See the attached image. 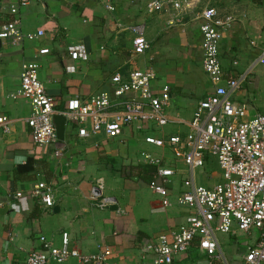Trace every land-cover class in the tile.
<instances>
[{
  "label": "crops",
  "instance_id": "1",
  "mask_svg": "<svg viewBox=\"0 0 264 264\" xmlns=\"http://www.w3.org/2000/svg\"><path fill=\"white\" fill-rule=\"evenodd\" d=\"M18 1L0 0V26L16 18L23 34L42 31L43 36L24 39L17 45L0 40V116L11 120L9 133L0 128V264H25L29 252L41 250L40 236L59 247L61 233L68 234L69 247L80 254L94 255L99 246H105L110 248V260L115 264H154V256L144 251V245L178 228L188 214L176 204L177 195L183 191L184 164L180 160L170 162L179 171L168 186L171 205L164 208L159 196L136 177L134 169L143 164L144 152L172 159L162 150L156 154L144 142L145 137H154L147 135L150 127L129 126L112 140L102 135L81 140L75 127L65 123L60 141L64 151L59 157L54 154L55 146L33 145L25 123L30 107L22 98L10 97L20 88L21 66L26 62L39 66L38 78L61 110L72 97L87 100L102 92L111 93L115 73L127 80L133 70L150 69L155 74L151 82L154 92L169 87L167 115L188 122L197 103L214 89L202 69L201 20L195 14L211 7L220 19L228 20L219 42V60L224 78H230L245 71L264 47V0H187L192 10L172 25L169 21L177 13L172 7L146 13L147 4L153 0H27L25 6H18L14 17L7 8ZM136 24L145 25L148 48L142 54H135L131 48L133 34L129 28ZM73 43L86 47L87 61L69 59L66 48ZM68 65L76 67L73 74L65 72ZM261 78L264 82V69H258L232 96L234 102L247 106L248 118L261 113ZM169 125L173 128L168 136L185 131L182 124ZM212 164L213 160L207 162L203 171ZM130 167L132 174L127 177L123 169ZM98 178L104 182V195L116 199L117 210H98L90 201V189ZM39 181L53 189L55 205L51 210H43L24 194ZM197 182L203 179L197 178ZM15 192L23 197L11 199ZM253 233L246 236L250 238ZM257 238L258 234L252 244L247 243L238 256L239 263ZM62 264L83 263L68 259ZM173 264L224 263L201 255L194 243Z\"/></svg>",
  "mask_w": 264,
  "mask_h": 264
},
{
  "label": "built area",
  "instance_id": "2",
  "mask_svg": "<svg viewBox=\"0 0 264 264\" xmlns=\"http://www.w3.org/2000/svg\"><path fill=\"white\" fill-rule=\"evenodd\" d=\"M132 3L134 0H124ZM27 0L8 6V12L16 17L18 6H25ZM172 7L177 13L169 24H176L180 17L192 10L187 0H153L146 6L151 15ZM112 10V7H107ZM201 20L202 69L213 85V92L199 101L188 122L167 115L170 102L169 87L164 86L154 92L151 82L155 74L150 69L133 70L124 80L120 73L111 78L113 91L102 92L87 100L70 98L64 109H58L56 102L46 93L44 84L38 78L36 63L26 62L21 66L20 88L17 95L29 107L25 123L30 130L31 141L38 147L55 146L54 154L59 157L64 145L57 138L53 116L61 115L65 123L74 126L81 140L102 135L106 139L118 138L125 128L138 124L147 128L149 123L158 127L168 124H182V135L144 138V142L162 150L172 159L154 157L142 153V163L154 166L156 172L148 188L159 196L164 208L169 207V188L178 174L170 162L180 160L185 166L182 178L183 191L177 195L176 204L184 207L188 214L176 229L162 233L144 245V251L154 256V264H173L175 258L186 253L192 244H197L199 253L211 260L226 263L220 250V235L235 234L237 231L258 234L254 246L248 248L239 264H264V114L247 117V106L237 104L232 96L248 80L256 66L264 67V47L245 71L234 77L224 78L219 60V42L228 20L218 17L214 8H204L195 14ZM133 34L131 48L135 54H142L148 44L144 38L145 25L130 26ZM43 32L26 35L20 30L15 18L0 26V40L17 45L24 39L42 37ZM72 62L88 60V51L81 43H73L66 48ZM74 65L65 67L67 74H73ZM11 120L0 116V128L9 133ZM215 159L221 171L222 182L205 187L197 182L195 172L203 169L207 162ZM168 160V161H167ZM169 164V165H168ZM104 182L98 178L90 189V201L98 210H106L116 205V199L104 195ZM43 210H51L55 205L53 189L45 181L35 183L26 193ZM23 197L15 192L10 198ZM1 204V203H0ZM40 251L29 252L25 264H62L68 259H76L83 264H115L110 260L111 250L99 246L94 255L80 254L69 247L67 233H61L59 247L40 236Z\"/></svg>",
  "mask_w": 264,
  "mask_h": 264
},
{
  "label": "rangeland",
  "instance_id": "3",
  "mask_svg": "<svg viewBox=\"0 0 264 264\" xmlns=\"http://www.w3.org/2000/svg\"><path fill=\"white\" fill-rule=\"evenodd\" d=\"M248 66H246V67H248ZM258 69H264V67L263 66H256L253 69L252 74L248 76V80L253 79V75L256 74V71ZM262 83H264L263 78L260 79L259 85H258V88L261 89V94H260L261 100L258 103L259 104V110L261 111V113H259V114H264V112H263L264 111V84H262ZM249 116L252 117L251 115H249ZM147 127L151 128L150 133L146 132V133H148L147 135H153L154 137H158V138H160L162 136L168 137V135H170L172 133L171 129L173 128L172 125H169V124L167 126H164V127H158L153 123H149L147 125ZM182 128H184V127H182ZM162 133H164V135H162ZM150 148L153 152H156V154H160L161 149L152 148L151 146H150ZM161 153H162V151H161ZM212 172L214 174L211 176ZM195 176L197 178L203 179V182H200L199 184H201L205 187H212L213 185L222 182L221 171L219 170L215 159H213V164H212L211 168L205 169V171H203V169H200V170L195 172ZM173 185H175V182ZM254 235L255 236L257 235L256 231H254L253 236H251L250 238L247 237L246 234L242 233V232L238 233L235 237H231L229 235H220L219 236L220 249H221L223 256L228 259V261H227V259L225 258L226 262L228 264H238L239 263V261H240L239 257L244 253L247 243L248 244L253 243L254 237H255ZM218 263H221V262H218Z\"/></svg>",
  "mask_w": 264,
  "mask_h": 264
},
{
  "label": "trees",
  "instance_id": "4",
  "mask_svg": "<svg viewBox=\"0 0 264 264\" xmlns=\"http://www.w3.org/2000/svg\"><path fill=\"white\" fill-rule=\"evenodd\" d=\"M134 169L136 171V177L141 179L145 183H147V185L151 181L154 173L156 172V168L154 166H150V165L148 166V165H143V164L142 165L141 164L136 165ZM121 171H122V169H121ZM123 171L125 172V174L127 172V174H126L127 177H131V174H132L131 173V167L126 171L123 169Z\"/></svg>",
  "mask_w": 264,
  "mask_h": 264
},
{
  "label": "water",
  "instance_id": "5",
  "mask_svg": "<svg viewBox=\"0 0 264 264\" xmlns=\"http://www.w3.org/2000/svg\"><path fill=\"white\" fill-rule=\"evenodd\" d=\"M53 125L55 127L56 135L59 141H62L64 138V128H65V118L61 115L53 116ZM112 211L117 210L116 206H111L109 208ZM53 211H57V208H54Z\"/></svg>",
  "mask_w": 264,
  "mask_h": 264
}]
</instances>
